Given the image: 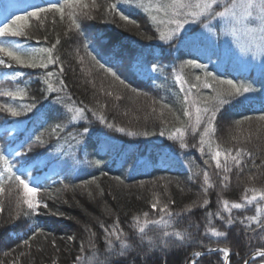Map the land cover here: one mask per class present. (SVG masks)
I'll return each mask as SVG.
<instances>
[{
    "label": "trees",
    "instance_id": "16d2710c",
    "mask_svg": "<svg viewBox=\"0 0 264 264\" xmlns=\"http://www.w3.org/2000/svg\"><path fill=\"white\" fill-rule=\"evenodd\" d=\"M13 1L14 4H25L32 2V6L27 9L15 10L7 15L8 22L14 17L20 16L28 20V27L25 31L28 35L33 36V39H28L27 36L19 38L26 47L39 48L49 47L50 43H54V27L52 25V18L49 15L47 34L50 36V41L43 40L44 29L37 30L35 17L30 14L36 11L34 5L46 7L48 0H0V16L1 11L7 8V4ZM55 2V0H53ZM63 2V0H59ZM89 2L90 0H85ZM125 14H128L130 19H135L140 25L141 32L137 34L136 25L120 21V26L111 22V17L102 18V11H94L95 19H84L81 17L82 23L89 33H95L96 36L104 37L105 43L111 42L114 45L115 59L110 63L119 61L118 70L122 79L131 87L136 88L139 95L131 93L125 89L118 82L114 81L111 76L106 75L98 66H93L89 61L81 64L79 57L84 55L82 43L86 37L77 34L75 29L69 31L67 25L68 21L65 19L63 24L55 25V29L61 37V44L58 45L59 52L63 61L65 73L62 79L67 84V93L71 95L72 101L76 102L74 106H80V102L89 107L97 106L96 102L104 105L99 109L107 117L108 122L114 123L120 127H124L127 131L142 133L144 131L154 132L155 135L143 136H129L125 133H116L108 130L104 125L95 121V118L88 113L89 120H93L92 142L95 143L97 137L103 133L108 132L109 135L115 138L119 144L125 147L136 148L137 145L142 146L145 143H152L159 146L160 149L156 156L151 158L149 165H154V169L149 173H141V165L139 164L136 170L133 169L134 159L131 152L127 153L125 157H113L109 155H97L91 147L88 151L81 152L78 155L79 163L76 164L75 171L78 175L71 179L73 184H81L82 181H91L92 177H96V183L103 188L101 195L99 189L95 184H89L88 190L93 193L90 198L84 188H77L75 190H64L63 185L58 183L63 179V176L54 174L52 164L45 166L41 164L39 167L32 169L35 177L43 185L50 186L49 194L41 190L37 194V199H42L48 205L47 208L41 207L38 214H33L32 218L20 217L16 218L15 202L16 199L22 195L13 190L11 194L8 191V185H5V191L0 194V264H85L86 258L93 251H97L103 258L107 254L105 233L99 227V222H104L106 226H111L114 221L119 218V227L124 234L126 244L130 245L124 258L118 256L111 257V264H164V259L167 264H185V260L191 255L193 251H200L199 247H189L171 245L167 249V256L162 258V253L159 250V237L162 236L163 231H188L199 238L195 225H200L199 233L202 234L206 228L205 214L206 210L215 212L217 210L216 192L220 190L219 178L215 175V162H211V166L205 164L204 161L208 159L206 155L201 154L197 149L188 147L181 149L179 141H172L168 139V133L164 136L159 135L162 128L174 130L175 127H181L175 116H180L181 120L187 121L186 117L182 115V98L184 93L180 91V85L175 82L174 75L170 74L171 61L176 57L175 65L178 66L182 60L197 59L199 63L208 65V71L213 72L214 75L221 79H233L236 83H247L253 80V73H233L227 68L219 67L223 59L221 48L212 56V60H207V56L198 55L195 52H188L186 49L180 51L169 50L163 46L158 40H148L147 36L158 35L156 26L151 22V18L142 10H137L135 7L121 5ZM9 18V19H8ZM56 19L59 20V14H56ZM119 20L118 17H116ZM23 25V19L20 22ZM0 26H3L2 23ZM144 37V38H142ZM91 42V37H87ZM99 50V49H98ZM144 52L148 61H153L157 58L161 60L165 68L168 69L163 74L152 73L151 78L144 75H138L133 65L134 55ZM103 62L105 56L101 53L98 57ZM228 64V63H225ZM60 65H50L49 70L56 72ZM223 68V69H222ZM25 73L21 81L27 80L30 85V96H40L43 93L44 99L39 100L37 107L48 108L52 105L54 95L44 92L46 85L43 84L41 76L44 70L42 69H20ZM11 71V70H7ZM185 72H191L195 75H201L203 79L202 70L185 69ZM186 80L194 78L190 76L185 77ZM54 85L56 79L51 81ZM264 84V81L258 80L255 84L257 89ZM95 85V86H94ZM17 86L15 81L5 80L0 83V90H14ZM19 86L23 87L21 82ZM186 87H190L187 84ZM112 91L113 96L109 97L105 93ZM204 93L210 94L211 89H204ZM195 92V89H193ZM147 93V95H145ZM262 91L254 94L257 97V103H262ZM121 95L122 99L116 101L115 95ZM51 96L52 98H47ZM153 101H158L153 103ZM30 98L25 97L21 102L19 99L12 101L9 97H0V104H11L18 106L21 103H29ZM168 104V108H164L163 104ZM264 104V103H263ZM153 108L155 111H153ZM264 106L259 110L251 106H242L236 104L227 108L223 116H218V130L213 139L215 143H219L221 148L232 147L236 143H244V146L253 152L257 158L256 162L259 164L260 160H264V121L258 118L264 115ZM35 111V110H34ZM194 111V110H193ZM163 113V115H161ZM175 113V115L173 114ZM245 117H251V120H246ZM18 121H23L19 123ZM166 121V123H164ZM236 121L240 123L237 124ZM53 122L49 120L48 124L38 126L34 123V113H26L22 117H10L7 113L0 111V150L8 156L10 161H16L17 158L12 156L9 149H16L17 151H26L28 144L21 149L19 146L31 135L29 144L35 140V135L32 133L45 132ZM86 126V122H80L79 127L82 129ZM50 130V129H49ZM67 131H73L68 128ZM233 137L237 139L234 140ZM250 138V139H249ZM47 144L44 146L33 144V151L27 152V161L30 163L37 157L46 158L44 154L52 151V146L56 144L60 137L52 135L48 137L46 134ZM186 139L191 145L196 143L199 136L195 137L189 132L186 134ZM247 142L245 143V141ZM63 147L67 148L64 141H60ZM164 147H169L178 153L185 162L182 168L169 167V164H163ZM157 157V158H156ZM223 159V157L221 158ZM100 160L99 165L94 164V161ZM24 162V161H21ZM147 166V167H148ZM48 172V175L43 177L42 173ZM207 170L210 173L211 180L215 187L209 190L208 199L209 205L204 208H194V214H182L172 221V225L167 229L163 226H149L147 234L144 236L143 242L140 240V233L134 228L132 216L140 214V210L149 211L150 204L148 201H153L154 197H158L161 203H166L169 200L174 201L171 205L172 210L180 211V209L196 202L202 203L205 198L200 185L202 184V172ZM236 169L230 175L228 190L223 193L225 198L230 202H239L244 195L245 189L257 188L264 189V170L257 172L256 169H245L241 174L239 180L236 178ZM249 171L256 173L255 179L249 178ZM107 173V175H104ZM120 176L124 181L120 184L114 177ZM163 179H160V178ZM144 181L143 187L140 182ZM155 181V183H153ZM169 181L171 183H169ZM69 183L68 180L64 181ZM183 189V191H181ZM251 195V192L248 193ZM55 213V214H54ZM61 213L63 215H61ZM233 214L240 217L241 215L254 214V206H248V210H233ZM151 218L157 219L158 214L155 210L151 211ZM36 224L43 230V235H38L35 240L30 241L31 247L24 246L21 236L24 233L21 231L26 225ZM213 224L218 230H227L226 238L209 237L205 240V244L209 248L217 247L214 243L216 240H221L219 246L230 248L231 259L230 264H243V259L248 258L251 252V247L248 243V236L253 235L251 232H244L243 226H224L221 227V222L218 218L213 219ZM90 229L95 232V237L91 238L95 244L93 249L89 243ZM47 237V239H45ZM114 239V238H113ZM149 239L157 247L153 248L149 243ZM55 241V245H53ZM118 247V242H115ZM253 244L264 243V241H253ZM7 252L9 255L5 256ZM25 253L21 256L20 253ZM79 258V259H78ZM223 260L219 253H210L201 258V264H219ZM253 264H264L262 258L252 261Z\"/></svg>",
    "mask_w": 264,
    "mask_h": 264
},
{
    "label": "snow or ice",
    "instance_id": "6c2138e0",
    "mask_svg": "<svg viewBox=\"0 0 264 264\" xmlns=\"http://www.w3.org/2000/svg\"><path fill=\"white\" fill-rule=\"evenodd\" d=\"M135 7L137 10H142L151 18V22L156 26L158 35L147 36L148 40H158L163 46L169 50L180 51L182 48L188 52H195L198 55L207 56L211 61L212 56L223 46L231 44V47L240 54V57H250L255 61L257 58L261 59L258 71L260 73L259 79L264 81V0H48L47 6L34 5L36 11L30 15L35 17L37 30L44 29L43 40L50 41V36L47 34L49 15L52 18V25L54 27V43H50L49 47L32 48L26 47L19 38L27 36L33 39V36L28 35L25 28L28 27V20L20 16L14 17L10 22H0V83L5 80L15 81L17 86L14 90H0V97H9L12 101L19 99L24 101L25 97H29V103H21L18 106H12L5 103L0 104V111L7 113L10 117L19 118L26 113H34V123L38 126L48 124L49 120L53 123L45 132L32 133L35 135V140L29 144L31 135L19 146L21 149L28 144L26 151H17L16 149H9L12 156L16 157V161H10L8 156L0 150V194L5 191V185H8L9 194L13 190L22 193L15 202L16 218H32L33 214H38L41 207L47 208L48 205L42 199H37V194L43 190L49 194V187L39 182L37 177L32 174V169L39 167L41 164L47 166L52 164L54 174L63 176V179L58 183L63 185L64 190L84 188L88 196L91 198L93 193L88 190L89 184H95L99 189L100 194H103V188L96 183V177L93 176L91 181H82L81 184L71 183V179L76 177L78 173L75 171L76 164L79 163L78 155L81 152H87L91 149L99 156L115 155L119 153V146L115 142V138L109 135L108 132L101 133L96 142H92V132L94 130L93 120H89L88 113L95 118L100 124L104 125L106 129L116 133H125L129 136H149L155 135L154 132L144 131L137 133L127 131L124 127H120L114 123L108 122L107 117L103 114L102 109L104 105L96 102L97 106L89 107L80 102V106H74L76 102L72 101L71 95L67 93V84L63 77L65 68L63 61L58 54V45L61 44V37L55 29V25L63 24L65 19L68 21V29H75L77 34L86 37L82 43L84 55L80 56L81 64L89 61L93 66L103 71L108 76H111L114 81L118 82L125 89L139 95L136 88L131 87L121 78L118 70L119 61L110 63L115 59L114 45L105 43L104 37L96 36L95 33H89L84 27L81 17L84 19H95L94 11H102V18L111 17V22L120 26V21L136 25L137 34H140L141 28L135 19H130L128 14H125L121 5ZM56 14H59V20L56 19ZM119 18V20L116 19ZM23 19V25L20 24ZM91 37V42L87 37ZM144 38V37H142ZM99 49V50H98ZM101 53H104V60L101 61ZM172 58V67L170 74L174 75L175 82L180 85V91L184 93L182 104V115L187 118V121L181 120L180 116H175V119L180 123L181 127H175L174 130L162 128L159 135L164 136L168 133V139L172 141H179V147L186 149L192 147L197 149L201 154L208 157L204 161L205 164L211 166V162H215V175L219 178L220 190L216 194L217 210L215 212L207 211L205 214L206 228L200 234V225H195L199 238L193 236L188 231H167L164 230L161 237H159L160 251L163 257L167 256V249L171 245L199 247L200 251H193L185 260V264H201V258L207 252H215L222 255L223 260L219 264H229L230 248L219 246L222 241L216 240L215 248H209L205 244V240L209 237L226 238L227 230H218L213 224V219L218 218L221 222V227L224 226H243V231L251 232L253 235L248 236V243L251 247L249 258L243 259V264H253L251 257H260L264 260V243L253 244V241H264V189H245L244 195L239 202L232 201L225 198L223 193L228 190L230 175L235 168L237 180L240 179L241 174L245 172L246 168L256 169L257 172L264 170V160H260L259 164L256 162L257 158L253 152L244 146V143H236L229 148H221L219 143L214 142V135L218 130V116H223V113L228 107L251 102L258 91L264 92V84L257 89L255 86L256 80L247 83H236L233 79H221L214 75L213 72L208 71V65L197 62V59L182 60L178 66L175 65V60ZM50 65H60L56 72L49 70ZM138 75H144L151 78L152 73L163 74L168 69L159 58L148 61L144 52L134 55L132 65ZM241 66L245 69L251 67L247 60H241ZM20 69H42L44 70L41 76L42 82L46 85L44 92L54 95L53 103L50 107H37L39 100L46 97L43 93L40 96H30V85L27 80L21 81L20 78L25 76V73ZM185 69L202 70L203 79L201 75L185 72ZM7 70H11L10 72ZM186 76L194 78V82ZM56 79L54 85L51 81ZM23 83V87L19 86ZM190 84V87H186ZM95 86V85H94ZM195 89V92H193ZM204 89H211L210 94L204 93ZM112 97V91L105 93ZM147 95V93H145ZM47 98H52L51 96ZM114 99L119 101L122 99L121 95H115ZM158 101H153L157 103ZM164 108H168V104H163ZM35 110V111H34ZM194 110V111H193ZM264 111V109H261ZM153 111L155 109L153 108ZM175 115V113H173ZM163 115V113H161ZM246 120H251V117H245ZM260 121H264V115L259 116ZM80 122H86V126L82 129L79 127ZM23 123V121H18ZM166 123V121L164 122ZM239 124V121H236ZM72 128L73 131H67ZM50 129V130H49ZM191 133L194 137L199 136L196 143L189 145L186 134ZM46 134L48 137L58 135L60 140L52 146V151L44 154L46 158L37 157L30 163L27 161V152L33 151V144L44 146L47 144ZM236 140V137H233ZM250 139V138H249ZM64 141L67 148L60 144ZM247 140L245 141V143ZM223 157V159H221ZM24 161V162H21ZM100 160L94 161V164L99 165ZM148 166V162H144ZM107 175V173H104ZM202 184L200 188L203 191L204 199L202 203L192 204L180 209V211H173L171 205L174 201L169 200L166 203H161L158 197H154L153 201H148L150 204L149 211L140 210V214L132 216L134 228L140 233V240L143 242L144 236L147 234L149 226H163L167 229L172 225V221L182 214H194V208H204L209 205L210 200L207 198L209 190L215 187L211 180L209 171L203 170ZM249 178L255 179L256 173L249 171ZM116 181L123 184L124 181L120 176L114 177ZM160 179H163L162 177ZM68 180L69 183L64 181ZM37 186H30L33 182ZM144 181L140 182L143 187ZM155 183V181H153ZM169 183H171L169 181ZM183 191V189H181ZM251 192V195L248 193ZM254 206V214L241 215L240 217L233 214V210H248V206ZM3 209L0 208V211ZM155 210L158 214L157 219L151 218V211ZM55 214V213H54ZM61 215H63L61 213ZM99 227L105 233L107 254L103 258H99L100 254L93 251L85 260V264H111V257L118 256L124 258L129 244L125 243L124 234L119 227V218H117L111 226H106L104 222H99ZM90 232L89 243L93 249L95 244L92 239L96 233L86 228ZM24 233L20 238L24 246L31 247L30 241L36 239L38 235H43V230L36 224L26 225L21 229ZM114 238V239H113ZM47 239V237H45ZM118 242V247L114 243ZM55 245V241L52 242ZM149 243L153 248L157 244L149 239ZM5 256L9 253L5 252ZM21 256L25 253H20ZM79 259V258H78ZM16 264V261H13ZM55 264V261H53ZM157 264H160L159 260ZM164 264L167 260L164 259Z\"/></svg>",
    "mask_w": 264,
    "mask_h": 264
},
{
    "label": "rangeland",
    "instance_id": "374dc122",
    "mask_svg": "<svg viewBox=\"0 0 264 264\" xmlns=\"http://www.w3.org/2000/svg\"><path fill=\"white\" fill-rule=\"evenodd\" d=\"M227 46H230V44H228ZM232 51H234L237 55L238 61L241 62L242 59L247 60V62L249 63V65H251V67L253 65H260L261 63V59L257 58L255 61L251 60L250 57H240V54L238 52H236L233 48H231Z\"/></svg>",
    "mask_w": 264,
    "mask_h": 264
},
{
    "label": "water",
    "instance_id": "95a60500",
    "mask_svg": "<svg viewBox=\"0 0 264 264\" xmlns=\"http://www.w3.org/2000/svg\"><path fill=\"white\" fill-rule=\"evenodd\" d=\"M207 253H211V252H207ZM254 258H255V256H252V257H251V260H253Z\"/></svg>",
    "mask_w": 264,
    "mask_h": 264
}]
</instances>
